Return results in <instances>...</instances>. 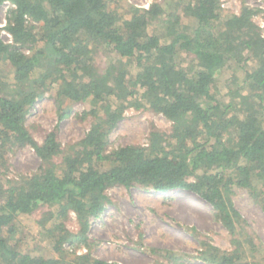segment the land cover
<instances>
[{
  "label": "trees",
  "instance_id": "trees-1",
  "mask_svg": "<svg viewBox=\"0 0 264 264\" xmlns=\"http://www.w3.org/2000/svg\"><path fill=\"white\" fill-rule=\"evenodd\" d=\"M9 1L12 42L0 27V64L12 71L0 72V264H118L77 252L90 245L92 219L116 186L199 195L234 245L223 250L204 241L201 257L264 264V253L260 262L247 256L248 246L252 254L259 248L233 201L234 188H245L264 208V29L255 20L264 9L243 4L224 16L221 0H165L121 14L114 0ZM227 69L245 74L228 78L224 95ZM47 95L60 118L67 102L91 103L81 115L92 119L82 138L63 144L55 127L36 140L27 119ZM129 108L163 114L170 130H151L148 145L110 149ZM26 146L41 165L11 179L8 154ZM40 207H49L37 220L49 255L19 247L21 217ZM72 214L77 232L67 225ZM169 253L159 250L155 264Z\"/></svg>",
  "mask_w": 264,
  "mask_h": 264
},
{
  "label": "rangeland",
  "instance_id": "rangeland-1",
  "mask_svg": "<svg viewBox=\"0 0 264 264\" xmlns=\"http://www.w3.org/2000/svg\"><path fill=\"white\" fill-rule=\"evenodd\" d=\"M155 1L164 3L165 0H114L121 14H125L132 5L148 8ZM222 3L224 16L239 13L243 4L264 8V0H222ZM255 20L257 23L262 22V14L257 15ZM189 21L185 18L186 23ZM97 56L98 61H101V55ZM253 64L251 62L247 68H252ZM1 71L12 76L6 61L0 64ZM234 74L242 78L245 72L242 69H227L223 73L220 87L224 95L227 93L226 80ZM63 108L67 115L60 118L56 100L52 95H47L30 109L27 125L38 142H43L46 133L55 127L63 144L82 138L90 128L92 119L81 118L84 110L92 108L90 102L71 101ZM154 128L170 130L171 121L150 109L129 108L110 134L109 147L148 145L150 132ZM40 165V157L30 146L15 147L8 154V176L11 179L33 173ZM234 189V204L246 221L245 234L250 235L259 248L252 254L248 246L247 256L260 262L264 253V208L247 189ZM107 193L109 201L99 217L92 219L88 232L90 245L79 248L78 253L90 252L96 258L118 264H155L157 259L162 260L158 255L161 250L171 254L164 260L165 264H217L201 257L204 241L223 250L234 248L232 236L215 217L213 206L195 193L184 190L147 191L122 186L112 187ZM48 208L40 207L35 213L21 217L22 233L18 235L21 249H32L34 254L52 253L49 240L42 237L37 224L41 214ZM67 225L71 231H78L75 214L71 215Z\"/></svg>",
  "mask_w": 264,
  "mask_h": 264
},
{
  "label": "built area",
  "instance_id": "built-area-1",
  "mask_svg": "<svg viewBox=\"0 0 264 264\" xmlns=\"http://www.w3.org/2000/svg\"><path fill=\"white\" fill-rule=\"evenodd\" d=\"M221 5L224 6V4L222 3V0H221ZM14 7H15V5L9 0L5 1L0 6V27L2 29L1 35L3 37V40L6 43H10L13 41V37H12L11 33L7 30V24H8L7 15H8L9 10L14 8ZM262 9H264V8H262ZM258 24L264 29V19L262 22H260Z\"/></svg>",
  "mask_w": 264,
  "mask_h": 264
}]
</instances>
